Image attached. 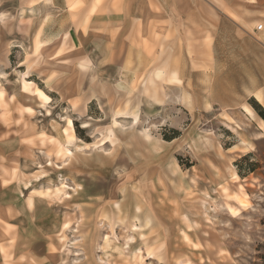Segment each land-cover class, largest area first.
<instances>
[{"label":"crops","instance_id":"obj_1","mask_svg":"<svg viewBox=\"0 0 264 264\" xmlns=\"http://www.w3.org/2000/svg\"><path fill=\"white\" fill-rule=\"evenodd\" d=\"M16 7L24 11L23 32ZM260 22L264 0H0V24L10 29L3 44L13 39L15 52L23 54L15 69L50 97L41 105L20 80L15 100L8 95L0 108V264L63 263L66 251L56 239L63 210L39 193L48 188V177L59 174L47 163L62 162L60 136L74 133L67 119L73 125L89 121L96 104L105 114L113 87L130 94L138 71L153 68V84L166 80L169 99L180 102L185 117H211L236 132L248 116L256 123L250 101L264 109ZM13 68L8 61L5 69ZM113 69L123 77L112 78ZM122 105L112 119L137 116ZM78 156L70 160L71 170L81 169Z\"/></svg>","mask_w":264,"mask_h":264},{"label":"rangeland","instance_id":"obj_2","mask_svg":"<svg viewBox=\"0 0 264 264\" xmlns=\"http://www.w3.org/2000/svg\"><path fill=\"white\" fill-rule=\"evenodd\" d=\"M16 13L23 32L24 11ZM6 27L0 24V108L7 106L8 95L15 100L20 80L27 79L23 69H15L23 54L15 52L13 39L3 44L10 32ZM8 61L12 70L5 69ZM153 70L135 73L138 84L128 95L124 87H113L112 108H104L105 114L96 104V117L73 125L79 147H68L81 152L79 171L62 155L66 144L57 150L62 162L47 163L59 174L48 177L46 185L64 180L69 186L67 197L49 198L63 210L62 225L69 223L56 238L66 251L62 264H264L259 105L250 101L259 119L251 124L248 116L239 132L211 117H185L180 102L169 99L167 81L153 84ZM108 72L123 77L120 70ZM128 104L137 122L134 116L111 121L119 111L115 106ZM247 143L252 147L243 149Z\"/></svg>","mask_w":264,"mask_h":264},{"label":"bare ground","instance_id":"obj_3","mask_svg":"<svg viewBox=\"0 0 264 264\" xmlns=\"http://www.w3.org/2000/svg\"><path fill=\"white\" fill-rule=\"evenodd\" d=\"M47 41H49V40L47 39ZM31 86H32V88L30 89ZM23 88L26 89L28 91V93H30L31 95H34L35 97H37L39 99V103L41 105H44L45 103H48L50 101V97L44 92V90L41 87H39L38 85H35L34 83L32 85V82H30V81L27 82V81L23 80ZM245 109H246L245 111H247V113H249L250 115H253L252 110H250L247 107H245ZM116 119H118V118H116ZM116 119L113 118L112 121H114V123H116L117 122ZM133 120H134L133 123L137 122V117L135 115H134ZM258 124H259V128L262 130V132L264 134V121L262 119H259ZM67 125H69V126H71V128H73V123H72V120L70 118L67 119ZM84 125H86V123ZM55 126H57V123ZM60 137H61V139L64 140L65 144L67 145L66 147H64V152L62 153L63 157H65V158L67 157V159L72 158L70 156L77 153L79 150L77 148L76 152H74L72 150L70 151V148L68 147V145H71V142L74 141V139H75L74 136L68 135V133H66L64 131V133ZM75 146L79 147V144H76ZM249 146L251 147L250 144H249ZM249 146L245 145L243 147V149H247ZM234 174L235 173H233V176H234ZM38 177H40V176L39 175L35 176V179H38ZM23 185L27 187L29 185V183L24 182ZM77 186H79V185H77ZM67 189H69V186L66 184V181L62 180L61 182H59L58 185H56L52 188L48 187L46 190L40 191L39 193L44 197H48V198L51 197L53 199L60 200L61 198L68 196ZM241 202L246 203L247 202L246 197H242ZM230 210L233 213H235L237 211L234 208H230ZM67 228H69V223L66 222L62 225V230H65ZM105 240H106L105 242H107V243L110 241L109 239H105Z\"/></svg>","mask_w":264,"mask_h":264},{"label":"trees","instance_id":"obj_4","mask_svg":"<svg viewBox=\"0 0 264 264\" xmlns=\"http://www.w3.org/2000/svg\"><path fill=\"white\" fill-rule=\"evenodd\" d=\"M257 107H259V108H257L258 114L264 120V110L260 106H257Z\"/></svg>","mask_w":264,"mask_h":264},{"label":"built area","instance_id":"obj_5","mask_svg":"<svg viewBox=\"0 0 264 264\" xmlns=\"http://www.w3.org/2000/svg\"><path fill=\"white\" fill-rule=\"evenodd\" d=\"M261 27H262L261 25H258V26L256 27V29H257V30H260Z\"/></svg>","mask_w":264,"mask_h":264}]
</instances>
